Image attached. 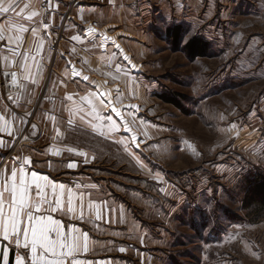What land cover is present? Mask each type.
Segmentation results:
<instances>
[{
	"label": "rangeland",
	"instance_id": "rangeland-1",
	"mask_svg": "<svg viewBox=\"0 0 264 264\" xmlns=\"http://www.w3.org/2000/svg\"><path fill=\"white\" fill-rule=\"evenodd\" d=\"M182 19L180 43L165 32L138 43L144 65L128 83L152 139L128 195L139 259L264 264V210L246 202L264 174V0H202ZM193 38L208 43L200 56L185 50Z\"/></svg>",
	"mask_w": 264,
	"mask_h": 264
},
{
	"label": "crops",
	"instance_id": "crops-1",
	"mask_svg": "<svg viewBox=\"0 0 264 264\" xmlns=\"http://www.w3.org/2000/svg\"><path fill=\"white\" fill-rule=\"evenodd\" d=\"M193 1L195 6L192 0H51L50 5L48 0H22L21 6H30L24 16L37 14L32 21L19 20L29 31L17 32L13 25L0 29V71L18 70L21 77L13 108L0 96V128L11 130V135L0 131V170L28 158L38 174L73 188L77 206L75 196L85 194V219L93 222H82L79 212L62 220L68 229L89 235V250L79 257L88 264H143L138 215L128 195H138V146L152 139L143 137L138 101H132L128 83L133 85L144 65L138 61V43H144L145 35L169 34L176 27L184 33L189 23L178 18L199 10L202 0ZM32 27L38 29L35 34ZM25 57L29 71L18 67ZM18 141L17 152L2 166ZM70 162L76 167L68 168ZM89 202L99 208V220ZM140 240L146 244L145 237ZM13 259L10 253L9 264Z\"/></svg>",
	"mask_w": 264,
	"mask_h": 264
},
{
	"label": "snow or ice",
	"instance_id": "snow-or-ice-1",
	"mask_svg": "<svg viewBox=\"0 0 264 264\" xmlns=\"http://www.w3.org/2000/svg\"><path fill=\"white\" fill-rule=\"evenodd\" d=\"M21 2L22 0H0V29H3L4 25H13L17 32L29 31L19 20L32 21L37 14L32 12L24 16L25 9L30 6L27 3L21 6ZM48 3L50 5L51 0H48ZM37 30V27L31 29L33 34ZM3 39L0 35V41ZM39 50L38 48L37 51ZM8 51L14 56L17 55L15 48H9ZM18 67L29 71L27 57ZM4 75H11L13 84L16 83L15 72H5ZM83 79L87 80V77ZM32 83H36L35 79H32ZM67 99L71 100L72 97L68 96ZM102 100L106 107L109 106V101L103 98ZM12 118L16 119L15 116ZM2 119L3 117H0V120ZM72 123L69 119L68 124ZM0 131H7L11 135L7 126L0 128ZM2 143L3 141H0V144ZM84 162L89 161L85 158ZM67 167L75 168L76 165L70 162ZM84 195L80 192L75 196L79 201L77 206L74 203L73 188H69L65 183L54 182L47 175L38 174L28 158L20 159L10 168L4 167L0 170V264H9L10 253L14 257L13 264H88L79 257L89 250V235L76 228L68 229L67 223L62 220L69 215L75 217L79 212L82 222H93L90 217L85 219ZM87 207L95 212L96 220L101 218L97 206L89 202Z\"/></svg>",
	"mask_w": 264,
	"mask_h": 264
},
{
	"label": "trees",
	"instance_id": "trees-1",
	"mask_svg": "<svg viewBox=\"0 0 264 264\" xmlns=\"http://www.w3.org/2000/svg\"><path fill=\"white\" fill-rule=\"evenodd\" d=\"M183 31V28L176 27L172 30H170L169 39L177 44L182 41L181 33ZM206 42H204L202 39L199 38H193L187 42L185 46V50H187L190 54H195V56H200L205 52V49L207 47ZM166 102H171L175 104V101H172L171 99H167V97H163ZM247 207L250 206V204H258L259 205V212L264 210V174L258 176L256 180L251 184V189L249 190L248 197H247Z\"/></svg>",
	"mask_w": 264,
	"mask_h": 264
},
{
	"label": "built area",
	"instance_id": "built-area-1",
	"mask_svg": "<svg viewBox=\"0 0 264 264\" xmlns=\"http://www.w3.org/2000/svg\"><path fill=\"white\" fill-rule=\"evenodd\" d=\"M66 26L64 24L63 28ZM59 38L61 36H58L57 40L55 41V48L58 47L59 44ZM8 72H15L16 73V83L13 84L11 75L5 76L4 73ZM21 93V77L18 70H11V71H0V96L3 99V101L11 108H13L12 102L13 100ZM9 96H12V99H8ZM37 107L34 108V112ZM32 119V118H31ZM34 122V118L31 121V123ZM23 135V134H22ZM20 145V141L17 142L16 147L11 151V153L2 161V166L5 165L10 157L14 155L17 151V148Z\"/></svg>",
	"mask_w": 264,
	"mask_h": 264
}]
</instances>
